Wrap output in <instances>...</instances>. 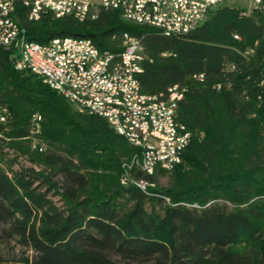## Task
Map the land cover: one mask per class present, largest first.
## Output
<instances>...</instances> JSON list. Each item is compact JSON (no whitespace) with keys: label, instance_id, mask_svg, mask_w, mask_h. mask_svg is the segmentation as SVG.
Returning a JSON list of instances; mask_svg holds the SVG:
<instances>
[{"label":"trees","instance_id":"obj_1","mask_svg":"<svg viewBox=\"0 0 264 264\" xmlns=\"http://www.w3.org/2000/svg\"><path fill=\"white\" fill-rule=\"evenodd\" d=\"M15 4L13 18L41 45L83 38L118 53L125 33L137 38L147 57L141 93L184 89L176 119L191 138L169 172L128 169L136 148L16 70L15 50L0 48L7 116L0 123V264H264V0L249 11L221 6L197 30L172 38L117 11L100 10L84 23L32 22L21 0ZM4 149L42 170H13ZM140 180L145 191L134 184ZM12 243L18 252L4 256L2 246Z\"/></svg>","mask_w":264,"mask_h":264},{"label":"built area","instance_id":"obj_2","mask_svg":"<svg viewBox=\"0 0 264 264\" xmlns=\"http://www.w3.org/2000/svg\"><path fill=\"white\" fill-rule=\"evenodd\" d=\"M232 0H21L27 9V17H46L74 12L79 18L96 19L100 10L117 11L121 19L140 27L155 29L166 38L181 37L197 30L211 13ZM251 8L261 4V0H249ZM15 0H0V24L9 23V31L0 39V48L15 50V45L24 33L18 32L16 23L4 21V14L15 11ZM33 56H38V65L51 63V67L63 80V74H71L76 83H83L82 93L67 94L65 99L81 113L92 116L101 114L108 126L118 135L115 128L116 115L105 114L101 105L89 103L86 97L88 87H97L108 92L123 95H144L138 80L147 59L140 41L128 34L122 36L118 53L101 51L96 45L80 42L50 43L47 47L32 46ZM14 67L20 72L34 75V70L23 66V58L13 56ZM39 79V78H38ZM41 82L48 86L46 80ZM49 87V86H48ZM174 87V97L169 102L157 105L154 115L137 116L134 112L124 113L128 118L129 141L138 150L130 161L131 166L147 175L150 165H161L173 169L181 163V157L189 144L191 134L180 137V129L185 127L176 119L178 104L183 100L184 89ZM55 92L57 89L49 87ZM41 117L35 115L33 122L38 132ZM7 121L6 110L0 112V123ZM33 149L44 150L43 145L34 144ZM122 179V184H125ZM134 184L142 191L148 186L146 181Z\"/></svg>","mask_w":264,"mask_h":264},{"label":"bare ground","instance_id":"obj_3","mask_svg":"<svg viewBox=\"0 0 264 264\" xmlns=\"http://www.w3.org/2000/svg\"><path fill=\"white\" fill-rule=\"evenodd\" d=\"M14 11L4 14V21L16 23V29L20 33H24L22 38L19 40L17 45H15V56L16 58H23V66L25 68H30L34 70V74L38 76L40 80H46L48 86L52 87L65 98V93L67 94H77L82 93L83 83H76L72 80L71 74H63V80L60 75H57L54 68L51 67V63H42L38 65V56H33L32 46L47 47L50 43L58 42H80L89 43V45H95L91 39L83 38H73V37H57L51 39L48 43L41 45L30 41L27 39L25 30L20 27L17 21L13 18ZM53 19H60L63 17H71L79 23H84L86 21L95 20L93 18H79L74 12H67L61 15L50 16ZM42 17L29 18V21H39ZM9 31V23L0 24V39H4L5 33ZM126 34V33H125ZM7 50V49H5ZM86 97H89V103H94V105H101V110L105 114H115V128L119 136L124 137L129 141L128 133V118L124 113L134 112L137 116H147L154 115L157 113V105L163 102H169L174 97V87L168 89L165 96H147V95H123V93L108 92V89H101V93H98L97 87H88L86 90ZM78 110V109H77ZM79 111V110H78ZM81 112V111H80ZM92 116H97L101 118V114H92ZM190 135L185 127L180 129V137H187ZM157 170L171 171V168H166L161 165H150V173L154 174Z\"/></svg>","mask_w":264,"mask_h":264},{"label":"rangeland","instance_id":"obj_4","mask_svg":"<svg viewBox=\"0 0 264 264\" xmlns=\"http://www.w3.org/2000/svg\"><path fill=\"white\" fill-rule=\"evenodd\" d=\"M226 6L241 9L244 11H249L251 8V4H250L249 0H232V1L228 2L226 4ZM3 153H4L3 160H4L5 164H9L10 161L14 160V163L12 164L13 170H18L21 168H23V169L24 168H34L36 171L42 170L41 167L30 163L28 161L27 157L20 155V154L16 153L15 151L4 149ZM56 180H59V178H56ZM157 183L159 185H162V186L166 185L167 177L166 176L159 177L157 180ZM51 198L57 206L60 205V202L58 201L57 197L52 196ZM1 252L4 256H8V255H12L14 253H17L18 250H17V248H15V245L12 243L9 245L7 244V245L2 246Z\"/></svg>","mask_w":264,"mask_h":264}]
</instances>
